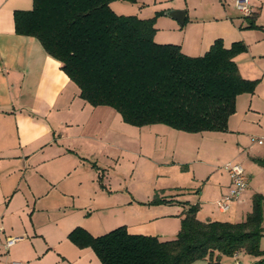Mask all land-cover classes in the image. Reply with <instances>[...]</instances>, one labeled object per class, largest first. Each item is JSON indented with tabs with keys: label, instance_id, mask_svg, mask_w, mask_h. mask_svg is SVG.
<instances>
[{
	"label": "crops",
	"instance_id": "obj_1",
	"mask_svg": "<svg viewBox=\"0 0 264 264\" xmlns=\"http://www.w3.org/2000/svg\"><path fill=\"white\" fill-rule=\"evenodd\" d=\"M234 1L141 0L145 14L129 13H158L154 40L178 44L190 56L202 55L217 38L226 47L241 42L245 49L233 58L239 73L257 79L252 92L236 96L225 130L151 123L130 133L113 107L80 97L36 37L15 31L14 11L30 9L33 0H0V264H102L91 247L69 239L74 227L96 236L125 225L130 233L172 238L188 204L199 205L202 221L237 222L252 210L255 195L264 197V142L252 140L264 137V0H249L248 18ZM220 156L240 162L248 176L226 212L216 206L230 185L228 173L212 162ZM154 198L170 202L149 203ZM10 236L17 239L5 247ZM259 245L264 249V235ZM236 257L240 264L257 259L244 251Z\"/></svg>",
	"mask_w": 264,
	"mask_h": 264
},
{
	"label": "trees",
	"instance_id": "obj_2",
	"mask_svg": "<svg viewBox=\"0 0 264 264\" xmlns=\"http://www.w3.org/2000/svg\"><path fill=\"white\" fill-rule=\"evenodd\" d=\"M112 1L33 0L30 9L14 11L15 31L36 37L60 61L81 98L113 107L126 123L225 130L236 96L252 92L257 83L242 77L233 59L244 44L226 47L217 38L202 55L190 56L178 44L154 40L158 13L120 14ZM262 200L255 195L252 210L237 222L202 221L196 216L199 205L188 204L172 238L130 233L125 225L96 236L76 226L68 237L91 247L102 264H190L204 258L220 264L221 254L236 257L239 251L257 257L249 264H264ZM160 201L170 202L149 203Z\"/></svg>",
	"mask_w": 264,
	"mask_h": 264
},
{
	"label": "built area",
	"instance_id": "obj_3",
	"mask_svg": "<svg viewBox=\"0 0 264 264\" xmlns=\"http://www.w3.org/2000/svg\"><path fill=\"white\" fill-rule=\"evenodd\" d=\"M234 7L243 16H250L253 13L252 6L249 0H235ZM252 140L258 142H264V137H252ZM222 168L228 173L230 178V185L226 192H224L217 200L216 206L219 211L226 212L231 203L238 200L248 184V176L244 170L243 165L240 162L229 160L223 163ZM17 237H6L5 247L10 246ZM7 264H18L17 262L11 261ZM240 264V262H237Z\"/></svg>",
	"mask_w": 264,
	"mask_h": 264
},
{
	"label": "rangeland",
	"instance_id": "obj_4",
	"mask_svg": "<svg viewBox=\"0 0 264 264\" xmlns=\"http://www.w3.org/2000/svg\"><path fill=\"white\" fill-rule=\"evenodd\" d=\"M140 3H141V0H136L134 2H129V1H125V0H113L112 1V6H113V8H115L116 11H118L120 13H128L129 14V13H134V12H138V13H141L142 12L143 14H145V10H143L139 6ZM154 25L157 27L158 26V23H154ZM159 26H161V25L159 24ZM162 31H166V30L160 29V33ZM128 124L130 125L129 126L130 128L128 129V131L130 133H136L137 132V126L138 125H133V124H130V123H128ZM116 125H117V123H113L114 129H117V127H119V126H116ZM123 129H125V127ZM147 129L148 128H145V130H147ZM146 149H147V146H146ZM224 158H223V156L222 157L221 156L220 157H215V158H213V161L212 162L214 163V165L217 168L219 167V168L222 169V165L225 162V159ZM144 167H145L144 168V171H147V172L150 171L151 172L150 174H148V177L150 178V175L152 174L151 167H148L147 164L144 165ZM169 190H172V189L169 188ZM222 217H223L222 215H219V218H222ZM174 235H175V233L172 234V236H174ZM221 256H222V264H237L238 259H236V257L229 256L227 254H221Z\"/></svg>",
	"mask_w": 264,
	"mask_h": 264
},
{
	"label": "water",
	"instance_id": "obj_5",
	"mask_svg": "<svg viewBox=\"0 0 264 264\" xmlns=\"http://www.w3.org/2000/svg\"><path fill=\"white\" fill-rule=\"evenodd\" d=\"M181 13H182V11H180ZM177 19L179 20V22L180 23H182L183 22V18H182V16L180 17V16H177ZM254 264H257L256 262H254Z\"/></svg>",
	"mask_w": 264,
	"mask_h": 264
}]
</instances>
